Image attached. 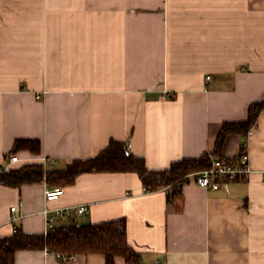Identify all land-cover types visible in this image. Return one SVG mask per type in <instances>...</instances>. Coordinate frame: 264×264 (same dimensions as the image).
<instances>
[{
	"label": "crops",
	"instance_id": "1",
	"mask_svg": "<svg viewBox=\"0 0 264 264\" xmlns=\"http://www.w3.org/2000/svg\"><path fill=\"white\" fill-rule=\"evenodd\" d=\"M262 101L264 0H0V168L18 139H38L41 151L19 152L12 166L46 170L115 139L148 169H168L214 153L222 125ZM247 142L252 174L215 191L194 177L170 198L135 173L82 174L55 201L47 183L0 186V236L44 234L46 210L72 208L57 227L124 219L141 264H264V111L221 156ZM15 264L106 262L24 250Z\"/></svg>",
	"mask_w": 264,
	"mask_h": 264
},
{
	"label": "trees",
	"instance_id": "2",
	"mask_svg": "<svg viewBox=\"0 0 264 264\" xmlns=\"http://www.w3.org/2000/svg\"><path fill=\"white\" fill-rule=\"evenodd\" d=\"M263 111L264 101L256 102L250 105L246 121L225 122L216 138L213 154L222 157L228 136H247L257 125ZM21 151L38 155L41 142L38 139L16 140L6 162ZM210 165L209 154H205L200 158L177 161L168 169L150 170L142 157L131 152L128 142L111 139L109 145L96 156L74 160L64 170H46L43 163H27L0 171V186L20 188L47 183L64 189L75 184L76 179L85 173H135L150 192L171 188V198L180 194L181 187L192 176L197 178L196 174ZM24 250H45L63 262L77 255L99 254L104 256L106 264H116L118 258L126 264L142 263L141 254L128 240L124 219L95 224L73 221L47 235L28 234L21 227H15L11 235L0 236V264H15L16 253Z\"/></svg>",
	"mask_w": 264,
	"mask_h": 264
},
{
	"label": "built area",
	"instance_id": "3",
	"mask_svg": "<svg viewBox=\"0 0 264 264\" xmlns=\"http://www.w3.org/2000/svg\"><path fill=\"white\" fill-rule=\"evenodd\" d=\"M41 98V95H38ZM254 127L248 132V136L253 135ZM210 167L196 174V181L201 188L218 190L222 183L239 181L252 174L253 170L250 165V154L248 152V142L244 143L241 152L235 157H218L213 153L209 154ZM18 156H12L9 161L0 168V171H7L18 161ZM146 191H148L146 189ZM64 194V189L55 187L46 191V199L55 201ZM72 208L46 210V231L47 235L50 231L57 228L56 223L64 218L72 216ZM87 210L86 206L77 208L76 213L82 214ZM16 211V207L12 208V212ZM74 257H71L73 259Z\"/></svg>",
	"mask_w": 264,
	"mask_h": 264
},
{
	"label": "rangeland",
	"instance_id": "4",
	"mask_svg": "<svg viewBox=\"0 0 264 264\" xmlns=\"http://www.w3.org/2000/svg\"><path fill=\"white\" fill-rule=\"evenodd\" d=\"M190 179H194V177L192 176Z\"/></svg>",
	"mask_w": 264,
	"mask_h": 264
}]
</instances>
